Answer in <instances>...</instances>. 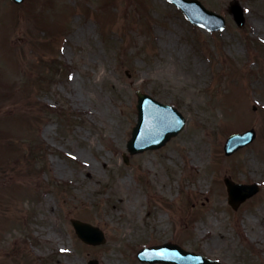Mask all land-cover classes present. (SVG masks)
<instances>
[{"label": "rangeland", "instance_id": "obj_1", "mask_svg": "<svg viewBox=\"0 0 264 264\" xmlns=\"http://www.w3.org/2000/svg\"><path fill=\"white\" fill-rule=\"evenodd\" d=\"M201 1L225 31L166 0H0V264H141L167 241L264 264V0H238L241 29L232 0ZM138 89L187 123L126 165ZM249 128L256 141L225 157ZM225 176L261 191L234 211ZM71 218L106 243H82Z\"/></svg>", "mask_w": 264, "mask_h": 264}, {"label": "water", "instance_id": "obj_2", "mask_svg": "<svg viewBox=\"0 0 264 264\" xmlns=\"http://www.w3.org/2000/svg\"><path fill=\"white\" fill-rule=\"evenodd\" d=\"M21 1V0H16ZM186 13L188 18L196 24L204 25L209 22L208 18H212L204 9L194 1H183V0H172ZM230 13L233 14L236 22L241 27L243 24L242 12L238 5L235 4L230 7ZM208 19V20H207ZM219 24H224L221 17L218 19H212L209 23L210 29H220ZM205 27V25H204ZM139 105L138 109V124L134 129L133 139L129 144V151L138 152L146 149H155L162 146L166 141L176 135L182 129V119L176 114V112L168 107H163L151 98L138 94ZM252 134L246 133L241 135H235L230 138L226 145L227 154L232 153L237 148L249 143L252 139ZM229 202L231 206L236 209L239 204L246 198H249L258 191L256 186H245V185H233L227 183ZM73 228L75 229L78 236L87 244L98 245L104 243L102 233L91 227L90 225L80 222L72 221ZM185 253L183 250L179 249ZM166 254H157L155 256L148 257L147 253L142 254V259L149 260L150 262H169L175 264H200L202 259L193 254H180L178 251H167ZM217 264V263H210Z\"/></svg>", "mask_w": 264, "mask_h": 264}]
</instances>
